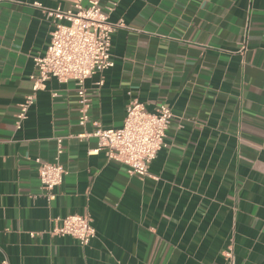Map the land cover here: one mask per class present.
<instances>
[{"label":"crops","instance_id":"obj_1","mask_svg":"<svg viewBox=\"0 0 264 264\" xmlns=\"http://www.w3.org/2000/svg\"><path fill=\"white\" fill-rule=\"evenodd\" d=\"M99 5L125 28L111 37L113 67L86 83L87 128H120L131 99L165 105L166 146L141 179L89 155L94 140L66 139L49 200L35 160L53 162L54 138L81 132L74 82L48 81L19 129L15 116L50 41L42 10L71 2L0 0V262L224 264L232 250L235 264H264V0ZM70 215L91 218L87 246L50 234Z\"/></svg>","mask_w":264,"mask_h":264},{"label":"built area","instance_id":"obj_2","mask_svg":"<svg viewBox=\"0 0 264 264\" xmlns=\"http://www.w3.org/2000/svg\"><path fill=\"white\" fill-rule=\"evenodd\" d=\"M70 2L68 10H42L52 23L50 41L44 56L34 59L32 92L24 99L15 116V126L19 129L34 104L36 94L45 89L48 81L54 79L60 84L74 82L81 132L54 138L53 162L35 160L40 188L48 195L49 200L54 199L53 191L62 184L66 175L59 161L64 140H94L95 146L88 151L89 155L102 154L107 161L123 165L127 175L143 179L150 177L151 163L166 146L165 132L172 119L170 109L165 105H160L154 113H149L142 103L131 99L125 108L120 128L105 129L97 122H92L90 128H87L90 99L86 83L96 74L113 67L110 57L111 37L125 26L121 20L109 21V16L103 13L99 5L100 0H88L87 4H84V0ZM36 6L40 8L39 5ZM97 85L100 87L102 82ZM50 234L55 237L68 236L81 246H87L96 233L89 216L70 215L57 219ZM223 258L224 264H235L232 250L224 252ZM0 264L9 263L3 260Z\"/></svg>","mask_w":264,"mask_h":264}]
</instances>
